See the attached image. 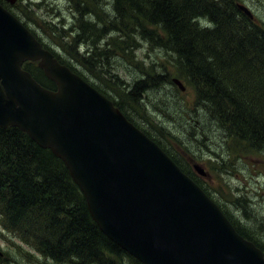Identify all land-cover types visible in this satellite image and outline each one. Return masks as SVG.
<instances>
[{
    "label": "trees",
    "instance_id": "1",
    "mask_svg": "<svg viewBox=\"0 0 264 264\" xmlns=\"http://www.w3.org/2000/svg\"><path fill=\"white\" fill-rule=\"evenodd\" d=\"M70 1L77 4L83 17L94 15L83 22L78 36L89 45L88 54L82 56L74 49V60L91 69L95 65L104 68L109 61L101 57L108 53L99 50L98 58L95 49L99 40L113 39L117 50L114 57H128L124 53L136 47V38L155 40L175 52L179 74L196 85L198 103L206 106L230 134L255 150L264 148V26L240 9L244 0H112L108 12L99 5L100 0ZM0 2L5 6L4 1ZM204 19L214 23L215 28L202 27ZM44 46L112 99L130 121L164 147L127 107L130 100L141 104L139 98L149 88L147 79L137 81L124 95L112 96L72 61ZM24 67L42 85L56 90V82L37 63L25 62ZM151 78L161 83L173 81L169 75ZM172 157L202 184L183 166L184 162ZM216 202L239 233L264 251L259 239ZM0 219L6 229L53 264H123L124 257L132 264H144L102 232L66 163L18 126H0Z\"/></svg>",
    "mask_w": 264,
    "mask_h": 264
},
{
    "label": "water",
    "instance_id": "2",
    "mask_svg": "<svg viewBox=\"0 0 264 264\" xmlns=\"http://www.w3.org/2000/svg\"><path fill=\"white\" fill-rule=\"evenodd\" d=\"M26 61L38 62L56 90L24 69ZM0 126L20 127L60 157L102 232L142 263L264 264L263 250L156 141L1 2Z\"/></svg>",
    "mask_w": 264,
    "mask_h": 264
},
{
    "label": "rangeland",
    "instance_id": "3",
    "mask_svg": "<svg viewBox=\"0 0 264 264\" xmlns=\"http://www.w3.org/2000/svg\"><path fill=\"white\" fill-rule=\"evenodd\" d=\"M2 1L41 41L64 60L72 61L112 96L124 95L137 81L147 79L149 88L139 98L142 105L128 101L133 118L184 162L187 170L192 167L198 172L196 165L203 168L204 174L198 172L194 176L264 245V148L255 150L230 134L206 106L197 102L196 85L179 74L175 52L155 40L139 37L136 47L124 53L129 54L128 57H114L117 50L113 39L99 40L95 49L97 56L99 58V50L107 51L108 56L101 58L109 64L104 68L95 65L91 69L71 55L77 49L80 55L87 56L89 45L78 36L83 22L92 20L94 15L83 17L77 4L70 0H17L14 4ZM111 2L100 0L99 5L107 11L111 9ZM244 4L253 12L255 23L264 26V0H244ZM156 74L169 75L170 81L173 77L180 78L185 90L173 81L161 83L151 78ZM0 264L53 263L6 229L0 219ZM123 264L132 262L124 257Z\"/></svg>",
    "mask_w": 264,
    "mask_h": 264
},
{
    "label": "clouds",
    "instance_id": "4",
    "mask_svg": "<svg viewBox=\"0 0 264 264\" xmlns=\"http://www.w3.org/2000/svg\"><path fill=\"white\" fill-rule=\"evenodd\" d=\"M201 25L202 27H207V28H210V29H214L215 28V24L212 23L211 21L207 20V19H204L201 21Z\"/></svg>",
    "mask_w": 264,
    "mask_h": 264
},
{
    "label": "flooded vegetation",
    "instance_id": "5",
    "mask_svg": "<svg viewBox=\"0 0 264 264\" xmlns=\"http://www.w3.org/2000/svg\"><path fill=\"white\" fill-rule=\"evenodd\" d=\"M189 171H190L192 174L197 175V172H196L192 167L189 168Z\"/></svg>",
    "mask_w": 264,
    "mask_h": 264
}]
</instances>
